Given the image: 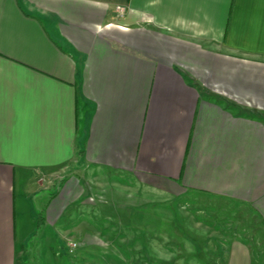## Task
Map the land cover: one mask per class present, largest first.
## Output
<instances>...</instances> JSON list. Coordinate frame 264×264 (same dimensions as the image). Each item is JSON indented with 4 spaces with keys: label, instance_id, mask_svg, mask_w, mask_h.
<instances>
[{
    "label": "crops",
    "instance_id": "obj_1",
    "mask_svg": "<svg viewBox=\"0 0 264 264\" xmlns=\"http://www.w3.org/2000/svg\"><path fill=\"white\" fill-rule=\"evenodd\" d=\"M191 195L250 224L150 218ZM263 254L264 0H0V264Z\"/></svg>",
    "mask_w": 264,
    "mask_h": 264
},
{
    "label": "rangeland",
    "instance_id": "obj_2",
    "mask_svg": "<svg viewBox=\"0 0 264 264\" xmlns=\"http://www.w3.org/2000/svg\"><path fill=\"white\" fill-rule=\"evenodd\" d=\"M156 202V201H155ZM150 204V206H155L156 210H160L161 207L164 210L161 212H150V218L155 221L163 220L166 223V228L164 231L168 235H174V226L169 225V222L176 223L175 230L178 234L185 236L198 234L203 236L209 230L203 225L190 226L195 223L194 219L200 221H205L206 218L212 217L214 219L222 218L229 223L231 226L237 228L239 225L250 224V214H248L247 209H242L237 206L236 203L232 201H226L220 198H210L205 195H191V196H181L180 199L172 201H163ZM162 231V230H161ZM154 232V231H153ZM264 256V254L262 255Z\"/></svg>",
    "mask_w": 264,
    "mask_h": 264
},
{
    "label": "built area",
    "instance_id": "obj_3",
    "mask_svg": "<svg viewBox=\"0 0 264 264\" xmlns=\"http://www.w3.org/2000/svg\"><path fill=\"white\" fill-rule=\"evenodd\" d=\"M114 10H115V14L118 18L124 17V8L122 6H119V5L115 6ZM75 247H76L75 242L69 241L67 243V250H69V252L74 251Z\"/></svg>",
    "mask_w": 264,
    "mask_h": 264
}]
</instances>
